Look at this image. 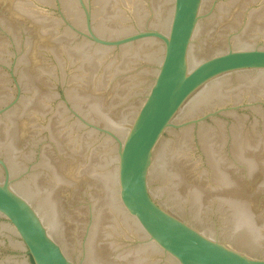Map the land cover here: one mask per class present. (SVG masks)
I'll return each mask as SVG.
<instances>
[{
    "label": "water",
    "instance_id": "obj_1",
    "mask_svg": "<svg viewBox=\"0 0 264 264\" xmlns=\"http://www.w3.org/2000/svg\"><path fill=\"white\" fill-rule=\"evenodd\" d=\"M0 264H264V0H0Z\"/></svg>",
    "mask_w": 264,
    "mask_h": 264
}]
</instances>
